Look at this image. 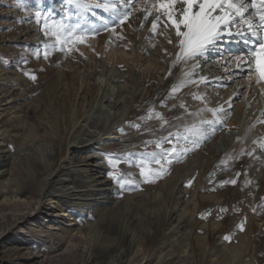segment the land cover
<instances>
[{
	"label": "rangeland",
	"instance_id": "obj_1",
	"mask_svg": "<svg viewBox=\"0 0 264 264\" xmlns=\"http://www.w3.org/2000/svg\"><path fill=\"white\" fill-rule=\"evenodd\" d=\"M37 10L42 14L39 19L35 16ZM102 20L109 22L107 28ZM53 21L80 24L83 31L75 35L82 36L83 42L53 47L55 39L44 34L45 22L51 25ZM131 31L100 8L85 12L68 0H0V150L7 151L9 158L0 171H7L13 161L26 159L31 171L18 176L32 178L39 188L48 178L47 166L57 164L48 180H57L51 190L61 198L59 204L69 207L72 222H96L102 205L114 209L120 219L119 229L129 230L132 241L140 242L137 254L132 256L127 251L122 261L264 264V118L258 115V120L257 112H252L247 103L241 104L247 97L254 108L263 102L264 81L256 83L254 65L245 57L236 60L234 54L240 53L239 48L222 42L217 47L225 53L223 56L213 49L183 65V72L190 73L191 80L186 90L176 96L166 92L155 105H143L142 99L159 88L168 54L150 48L142 31L126 39L124 33ZM158 39L156 32L150 41ZM69 47L73 50L67 51ZM31 75L36 79L32 80ZM232 88L237 92L235 96ZM95 99L101 104L97 105ZM71 104L76 108V123L69 136L80 140L67 144L62 156L52 160L48 154H53L51 147L56 139L48 135L50 122L57 109L63 126ZM110 105L120 110L117 116ZM208 109H222L217 113L221 125L215 131L205 126L206 138L196 144L191 136L185 140L186 128L213 119ZM198 114L196 120L191 118ZM246 129L252 140L240 150L236 141L245 138ZM166 137L172 143L165 142L164 148L175 144L187 152L177 162L165 164L161 178L144 183L140 166L152 160L150 153L159 152L155 145ZM31 158L38 161L37 167ZM150 166L159 167L154 163ZM35 168L40 171L37 175ZM98 175V182L104 181L105 185H95ZM231 180H236L235 185L222 183ZM9 187L18 189L15 185ZM103 187L110 190L104 193L99 190ZM29 196L26 189L22 198L30 200ZM22 229L26 235L23 240L29 242L33 255L41 256L43 248L58 242L48 241V234L47 238L36 237ZM20 230L15 226L3 241L0 264L3 255L15 247ZM104 233L112 241L120 238L119 232L111 228ZM90 235L92 240H102V228ZM114 254L110 251L104 264ZM71 264H79V260Z\"/></svg>",
	"mask_w": 264,
	"mask_h": 264
},
{
	"label": "bare ground",
	"instance_id": "obj_2",
	"mask_svg": "<svg viewBox=\"0 0 264 264\" xmlns=\"http://www.w3.org/2000/svg\"><path fill=\"white\" fill-rule=\"evenodd\" d=\"M151 2L152 0H149V6L151 5ZM135 5L137 9L142 8L143 0H135ZM143 15H144L143 12L134 10L132 12V16L130 17V23L129 22H127V24L125 23L127 27H131L132 31L126 32V33L123 32V33L125 34L124 37L127 39L128 37L129 38L131 37L129 35H133V37L135 38V36H137L138 33L142 31V35H145V37L148 39L147 43L150 44L149 46L150 48L155 47L156 49H158L157 51L159 52L160 50H165L168 54L167 65H166L165 71L163 72L161 76L158 90L152 96L143 98L141 102V104L143 105H155L160 95L166 92H169V96H176L179 94L180 90L181 91L186 90L184 89V87L191 80H190L189 75H185L186 72H183L182 70L183 65L185 64L184 62H181L180 64H177L175 67H173V62L175 59L174 47H173V44H170L168 42V38L174 36V30H172L170 27L168 29H164L163 25H160L157 31V35H159V39L158 41L154 40L152 43L151 37L152 35H155L151 31L152 17H149L148 21H143ZM142 21H143V26H141ZM140 28L141 29L143 28V29L140 30ZM262 36H264V33H262ZM222 42H224L226 46L237 48V49L239 48L240 53H241V55L240 53L239 55L241 57H245L244 60H247V61H248V57L246 54L252 48L256 46V38L251 37V36L248 37V43H245L244 40L241 39L240 37H232ZM237 69L238 71L241 70V68H237ZM238 76L239 75H237L236 77ZM188 78L189 80H187ZM182 81H185L186 83L181 84ZM84 88H86V86H84ZM174 88H175V91H173ZM235 89L236 88L234 87V90ZM86 90L88 91V88ZM234 90L232 88L231 93L233 96L237 94V92H235ZM105 91L107 92V90ZM108 91L110 92V89ZM248 98L249 97L243 99V103L241 104L245 106V104L247 103V106L249 107V109H253L252 112H257L258 120H261L258 115L264 118V101L263 102L260 101V103L257 104V107L254 108L253 105L251 106V102L250 101L248 102L249 100ZM124 99H126L125 96H124ZM229 100H230V97H229ZM96 102H97L96 104L99 105L100 100L97 99ZM112 106L110 105L109 108L113 109ZM119 111L113 109V114L116 115ZM238 112L239 111L237 110L236 113ZM65 113H66V116H65V122L63 126L61 125L60 115L57 109H55L53 120L50 122V125H49L48 135L56 139L55 140L56 143L52 142L54 143L53 146L51 147V150H54L53 154L51 153L48 154L52 158V160H54V157L60 158V156H62L67 144L72 145L76 143L78 140H80V139H77L75 135L69 136V130L76 123V120H75L76 119V108L71 104L70 108ZM199 115L200 114H198L196 117L192 116L191 118L196 120L198 117H200ZM113 124L115 123H112V125ZM241 125L243 126V123ZM246 131H247V135L245 136V138L242 141H239V140L236 141V145H237L236 147H239L240 150H242V145L247 147L250 141L252 140L250 130L246 129ZM68 136H69V140L67 141V143L62 145L63 141ZM6 152H4L3 150H0V154H1L0 155V160H1L0 166L7 165V160L9 158H7L8 156ZM30 160L36 167L39 165L36 159L31 158ZM26 163H27L26 159L25 160L18 159L16 161H13L10 164V167L7 169V171H0V178H2L0 179V193L3 194L2 195L3 198L0 199V254L3 253L4 249H3L2 243L5 239H7L9 231L14 229L15 226L21 227V230L19 232L20 234L17 236V238H15V243H16L15 247H12V249L8 250L9 253L3 255L4 256V258H2L3 264H33V263L71 264V263H75L77 259L79 260V264H104L105 262L104 258L107 256V254L110 251L111 252L113 251L115 254H114V258L113 256H111V261H109L108 264H124L123 263L124 260L122 261V258H121L123 253L129 251V253L132 254V256L137 254L138 246L140 245V242L132 241V239L128 235L130 234L129 230H125L121 228L119 229L120 219L117 220V213L114 212V209L104 208L101 205L100 207L101 211H98L99 216L97 217L96 222H92L89 224H86L84 222H81L79 224H77L76 222H72L73 218H70V214L67 212V210H69V207L67 205L64 206L62 204H59L57 200L61 198L58 195H56L53 190H51L53 188L55 189L57 180H52L51 182L48 180V178L51 176L54 170L57 169L58 165L55 164L52 167H49L50 164L48 163L49 164L47 166L48 168L47 177L48 178H46L42 186H40L39 188L37 187L38 188L37 189L34 186L35 183L32 180V178L25 177L23 179H20L18 176L19 173L31 171V169L26 165ZM27 164H29V162ZM97 172L99 173V171ZM39 173H40L39 169H36V175ZM99 177L100 176L98 175L97 178L94 179V181L96 182L95 185H98V183L99 184L102 183L103 185H105L104 181L98 182ZM13 185L18 187L16 191H13L9 187ZM47 185H48V188H46ZM3 187H6V190H3ZM26 189H28V191L32 195V196H29V197H32L31 199L29 198L30 200H26L25 198H22ZM107 189L108 188L103 187L99 190H102L105 193ZM109 190L110 189H108V191ZM79 193L85 194L86 192H79ZM47 202L52 203V206H48ZM102 203L107 204L109 203V201H104ZM75 204L74 206L77 205ZM45 217H47V220H45ZM67 222L68 224H65ZM60 225L61 227H59ZM22 228L28 229L26 232H29L36 237L41 236V237L47 238V234H48L49 236L48 241L57 239L58 242L55 243L52 241L51 243L55 244V246H52V247L47 246L43 248L42 249L43 254L41 256H37V254L33 255V253L30 251V246L28 247L29 242L27 241L28 242L27 243L23 240L25 239L26 235L22 234L25 232V230H23ZM97 228H102V240H92L93 238L90 234L92 231L96 230ZM106 228H111L114 231H118L120 234L119 236L120 238L118 237L119 239L117 238L118 239L117 241H112L113 239L111 240V238H109V235H105L104 233ZM124 241H126V243H124ZM60 244H63V245H60ZM133 260H135V258ZM130 261H131L130 259H127V262L126 261L124 262L126 264H131Z\"/></svg>",
	"mask_w": 264,
	"mask_h": 264
},
{
	"label": "snow or ice",
	"instance_id": "obj_3",
	"mask_svg": "<svg viewBox=\"0 0 264 264\" xmlns=\"http://www.w3.org/2000/svg\"><path fill=\"white\" fill-rule=\"evenodd\" d=\"M68 3L85 12L100 8L104 12L110 13L119 25L130 23V17L134 10L141 11L144 13L143 21H148L149 17H152L151 31L154 34L160 25H163L164 29L170 27L174 30V36L168 38V42L174 47L173 67L181 62L187 63L190 60L195 61L204 57L213 49H217L218 55L223 56L225 53L220 51L217 46L226 39L240 37L245 43H248L249 36L255 37L256 46L246 55L248 63L254 65L256 83L264 81V36H262L264 33V0H152L150 6L149 0H143V7L139 9L136 8L135 0H98L94 4L89 0H68ZM93 14L95 15V13ZM35 16L39 19L42 14L37 10ZM143 21L141 26H143ZM102 24L104 28L109 26L108 21L102 20ZM44 26L47 29L44 33L45 36L55 39L53 47L83 42L82 36L75 35L77 32L83 31L80 24L69 26L64 21H53L51 25L45 22ZM113 31H115V26H113ZM60 50L64 51L65 49L61 47ZM72 50L71 47L67 49V51ZM234 55L236 60L242 59L239 54ZM185 75H190V73ZM30 78L36 79L34 75H31ZM201 79L204 78L201 77ZM183 83L186 82L182 81L181 84ZM208 111L212 113L213 119L201 120L199 126L192 125L186 128L185 131L188 135L184 136L185 140L191 136L193 137L192 143L196 144L201 138H206L207 129L205 126L215 131L217 126L221 125L222 122L217 113L222 109H208ZM179 139L180 136L177 134V143ZM165 142L172 143V140L166 137L165 140L158 142L155 146L160 151L150 153L152 160L140 166L139 174L143 177L144 183H152L155 182L154 178H161L166 171L165 164L171 165L177 162L180 155L187 152L186 149H178L175 144L170 148H164ZM153 163L159 167H151L150 165ZM229 182L235 185L236 180L223 181L222 183ZM188 183L191 185L192 181ZM240 228L243 230V224L240 225ZM225 239H230V237L226 236Z\"/></svg>",
	"mask_w": 264,
	"mask_h": 264
}]
</instances>
